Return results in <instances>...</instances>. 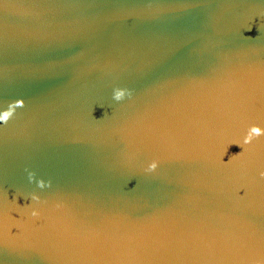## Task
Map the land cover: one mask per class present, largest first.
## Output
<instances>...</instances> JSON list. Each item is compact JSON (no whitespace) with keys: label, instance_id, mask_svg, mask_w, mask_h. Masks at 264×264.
Segmentation results:
<instances>
[{"label":"water","instance_id":"obj_1","mask_svg":"<svg viewBox=\"0 0 264 264\" xmlns=\"http://www.w3.org/2000/svg\"><path fill=\"white\" fill-rule=\"evenodd\" d=\"M17 99L0 264H264V0H0Z\"/></svg>","mask_w":264,"mask_h":264},{"label":"clouds","instance_id":"obj_2","mask_svg":"<svg viewBox=\"0 0 264 264\" xmlns=\"http://www.w3.org/2000/svg\"><path fill=\"white\" fill-rule=\"evenodd\" d=\"M124 95H125L124 89L117 88L113 92V98L117 101L122 99ZM23 103L24 101L22 99H17L14 102H11L6 110L0 112V122H6L9 116L12 114L14 107L23 106ZM261 135H264V129H261V127H259L258 125L253 124L249 127L247 134L244 136L243 144L237 143V145L242 148L243 145L248 144L253 139V137L261 136ZM156 166L157 163L155 160H153L151 163H149L148 170H153L156 168ZM261 176L264 177V172H261ZM30 179H31V174H30ZM38 185H43V181H38ZM33 199H36V197L34 196ZM33 214L35 215V213Z\"/></svg>","mask_w":264,"mask_h":264}]
</instances>
